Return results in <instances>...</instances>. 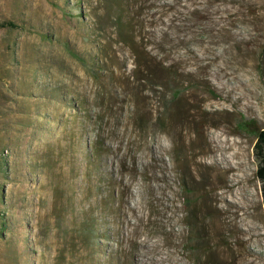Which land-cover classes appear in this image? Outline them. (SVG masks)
<instances>
[{"label":"rangeland","instance_id":"obj_1","mask_svg":"<svg viewBox=\"0 0 264 264\" xmlns=\"http://www.w3.org/2000/svg\"><path fill=\"white\" fill-rule=\"evenodd\" d=\"M4 20L0 264H264V0H0Z\"/></svg>","mask_w":264,"mask_h":264},{"label":"trees","instance_id":"obj_2","mask_svg":"<svg viewBox=\"0 0 264 264\" xmlns=\"http://www.w3.org/2000/svg\"><path fill=\"white\" fill-rule=\"evenodd\" d=\"M123 17L119 16L117 18V23L122 25ZM0 27L2 28H9V29H19L21 26L17 24L16 22L12 20H4L0 21ZM47 38L49 36L47 34H44ZM137 60H136V69L142 70L147 72V78L149 77V80L151 82H155L158 86H167L171 87L172 95L171 98L176 99L179 94L181 93V90L178 88V86L175 85L176 80L178 78L177 72L174 70L172 66H167L164 64V62L156 61L155 59H152V57L142 58L141 54L138 53ZM147 78H145L147 80ZM166 99V98H165ZM169 100V99H166ZM172 101V100H169ZM255 121H247L243 123V125L247 127H256ZM256 144L254 146V154L255 157L258 160V169H257V177L262 183V192L264 196V128L258 129L256 132ZM5 223L1 224V227L3 228Z\"/></svg>","mask_w":264,"mask_h":264},{"label":"bare ground","instance_id":"obj_3","mask_svg":"<svg viewBox=\"0 0 264 264\" xmlns=\"http://www.w3.org/2000/svg\"><path fill=\"white\" fill-rule=\"evenodd\" d=\"M133 207V206H132ZM136 211V210H135ZM170 257V256H169ZM147 264V263H146Z\"/></svg>","mask_w":264,"mask_h":264}]
</instances>
